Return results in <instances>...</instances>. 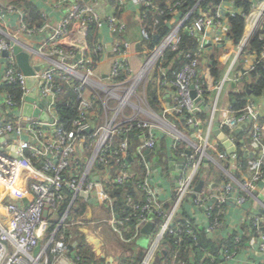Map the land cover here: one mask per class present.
Instances as JSON below:
<instances>
[{"label": "built area", "instance_id": "2783aa9c", "mask_svg": "<svg viewBox=\"0 0 264 264\" xmlns=\"http://www.w3.org/2000/svg\"><path fill=\"white\" fill-rule=\"evenodd\" d=\"M49 1L55 10L63 11L64 16L54 26L43 14L45 24L39 29L28 27L27 15L22 9L0 2V264H55L62 259L71 246L66 236L75 225L72 213L78 199L83 194L90 198L94 194L98 196L99 187L104 201L113 207L114 200L107 193L106 185L123 186L134 178L125 162L132 155L145 167V176L139 184L145 202L135 209L147 216L139 221L146 225L149 214L162 220L159 234L151 237L149 257L162 245L166 235L177 232L176 218L185 200L191 201L194 211H205L209 234L220 225H226V221H213L215 209H221L220 215L225 219L229 204L239 209L247 203L253 204V208L245 210V218L252 220L257 239L255 235L253 238L258 240L264 255V122L252 100H247L242 109L232 105L222 108L217 104L226 83L239 85L246 79L252 80L249 74L258 60L264 59V52L258 59L257 53L249 50L255 37L264 41V0H249L247 12L237 6L239 0H223L218 5L208 6L201 5V0L181 20L172 21L171 33L150 52L143 69L135 75V84L127 91L124 87L131 83L132 75L128 65L130 45L122 37L114 46L117 59L109 74V86L97 83L95 69L90 68L94 63L89 58L87 38L89 26L101 21L97 10L101 0ZM152 1L132 0L140 9L153 7ZM127 3L117 0L115 9L123 11ZM14 15L17 21L11 25L9 18ZM237 15L242 16L245 30L240 42L235 44L229 37L230 18ZM109 24L112 31L124 33L125 26L116 16L109 19ZM76 33L79 39L73 45L70 38ZM182 33L196 40L198 49L187 54L190 60L181 71L174 73V82H168L163 67L157 65L166 51H179ZM142 34L143 40L149 39L143 26ZM41 37L44 39L39 40ZM222 44L234 49V57L224 79L210 89L212 64L208 48ZM15 47L29 54L32 75L27 76L20 70L13 53ZM101 49L98 47L99 51ZM4 52L7 57L3 56ZM253 57L249 67L241 70L240 65ZM171 68L172 65L169 70ZM154 71L160 76L161 88L171 86L174 90L173 95L168 96L171 104L162 107L161 114L150 108L126 116L125 107L138 108L131 98L139 83L148 77V84ZM120 76L125 80L116 82ZM255 77L257 80L259 76ZM62 84L70 85L78 93V116L69 130L60 125L57 113L63 95ZM211 90L219 94L215 103L211 101L209 120L203 121L199 103L206 106L205 99L210 97ZM16 91L21 94L19 100ZM28 98L33 102H28ZM113 103H119L118 108ZM27 104L31 105L32 114L38 111L36 117L24 115ZM42 116H47L48 120H42ZM215 122L236 147L234 154H228L212 135ZM158 132L172 138L171 154L177 157L175 153H178L179 158L186 160L170 210H166L165 202L160 200L161 187L153 179L150 162L151 157L158 155ZM120 136L124 139L119 140ZM146 151H149L148 157ZM247 153L250 154L245 158ZM205 161L220 169L228 181L219 187L211 183L208 192L197 193L196 178L208 174L202 170ZM223 162L227 166L223 167ZM216 191L219 195L211 204ZM187 235L197 241L192 230H187ZM225 255L226 259L233 257L228 250Z\"/></svg>", "mask_w": 264, "mask_h": 264}, {"label": "crops", "instance_id": "0c3cea01", "mask_svg": "<svg viewBox=\"0 0 264 264\" xmlns=\"http://www.w3.org/2000/svg\"><path fill=\"white\" fill-rule=\"evenodd\" d=\"M10 1L11 0H0V2L4 4H9ZM30 1L40 9L42 15L44 14L48 17V20L52 25L56 26L58 23H60L61 18L64 16V12H58L55 10L49 0ZM86 1L88 2L89 0ZM116 1L117 0H101L97 8L101 17V21L98 23L97 28V43L102 49L100 61L95 69L94 80L103 86L110 85L109 74L111 73L114 62L117 59L116 55L114 54V46L116 45L117 40L121 37L130 45L128 65L133 76H135V72H138L136 75L140 73V71L143 69L144 63L150 56V51L147 50L146 46L143 45L142 26H144V23L140 16V8L134 5L132 0H126V2H128L126 9L123 11H117L115 9ZM114 16L117 17L119 23L125 26L124 33L119 34L111 30L109 19L114 18ZM16 21L17 16L15 15L9 18L11 25L15 24ZM77 38L79 39L76 33L70 38V43L73 45L76 44ZM43 39L44 38L41 37L39 40ZM208 51L210 56L215 59L216 69L221 72L220 80H218L219 82L222 78L224 79V76L228 72L235 51L231 47L224 46V44L219 46H211L208 48ZM254 59L255 57L249 61H244V64L240 65V69L246 70L250 63L254 61ZM231 77H233V75ZM152 80L154 81L153 84L155 93L158 97L160 107L164 108L167 103L171 104L170 100L172 99L168 98L174 93L172 87L169 86L166 88H161L159 85L160 76H156ZM248 80L249 79H246L242 84L239 85L235 83H226L219 95L217 101L218 106L226 108L231 105L232 95L242 92L243 86L250 85L252 83V80ZM218 82H216L215 79L211 77L210 89H213V87H215ZM218 94L219 93H217V91L213 90L212 92L211 90V101L214 100L215 103ZM255 103L259 108L261 117L264 119V97L255 101ZM208 107L209 110L207 112L208 117L210 118L212 107ZM156 137L158 140L163 141V151H161L158 146V155L150 158V162L154 170L153 179L161 187L160 200L165 203H171L173 201L174 191L179 181V179L173 178V175L177 174L179 166L175 164V161L170 160L172 151V138L164 137V134L160 132L156 133ZM163 138H166L165 142ZM212 139L213 141L216 140L213 137ZM186 148L187 152L189 150V146L187 145ZM175 154L178 158L181 157L178 153ZM221 165L225 167L227 166V163L223 162ZM216 170L222 172L218 168ZM209 190V187L206 190H204L203 187L202 192H208ZM218 195L219 193L216 191L215 196L210 201L211 204H213ZM136 196L138 198L143 197L142 193L137 191ZM235 196L236 195L234 194L233 198ZM79 200H82L83 202H80V204L76 206V214L74 219L75 225L71 228V233H69L70 237L68 241L71 247L66 255H64L62 259L56 261L55 264H142L144 260L147 261L146 264H190V262L194 264L196 258H194V256L189 251L188 254H186L187 258H184L179 252L173 254L170 246L165 244V242H163L162 245H158L152 257H149V255L146 254L142 262L136 260L134 256L137 252V249L134 250V248L138 247V241L140 239L142 229L147 224L153 223L155 226L153 234L155 233L157 236L160 232V224L162 221H158L155 216L149 214V221L146 225H141L139 221L138 225L131 226L127 224L129 222V218H120V215L114 211V207H110L96 194H94L92 198L85 197L81 199L79 198L78 201ZM130 203L132 204V202ZM81 204L85 205V212L83 214H80L83 206ZM228 206L226 218L224 219L223 217L222 220L223 223L226 221V225H220V228L217 231L209 234L210 239L225 238L234 232H237L238 230L240 231L241 229L246 228L245 223L249 221V217L245 218L244 212L245 210L253 208V204L247 203L243 209H239L233 204H229ZM193 208L195 207H189L188 209L191 216L194 214V218L201 229L208 228L209 222L205 217V211L203 209H196V211H198L196 212ZM133 209L136 211L135 207H133ZM182 215L183 212L181 210L179 212V216L176 218L175 224L178 226V230L177 232L173 233L174 235L182 233L180 223V216ZM152 217H154L158 222L154 223L151 219ZM243 220L245 221L243 222ZM248 232H250V230ZM156 236H154V239ZM79 245L82 246V259H80L78 256ZM225 251H227V249ZM225 251L222 252L223 262L221 264H264V255L260 252L258 240H255L253 237L248 241L247 245L239 247L238 249L235 248L232 252L228 250L233 254L231 259H226ZM205 257L207 259H211L209 254H205Z\"/></svg>", "mask_w": 264, "mask_h": 264}, {"label": "trees", "instance_id": "16d2710c", "mask_svg": "<svg viewBox=\"0 0 264 264\" xmlns=\"http://www.w3.org/2000/svg\"><path fill=\"white\" fill-rule=\"evenodd\" d=\"M201 0H153V7H143L140 9V16L143 20L144 26L148 32L149 39L143 40V45L146 46V49L150 52H154L160 44L168 37L173 28L172 21H179L183 16L188 14L193 7L197 5ZM223 0H202L201 5L208 6L218 5ZM249 0H239L237 1V6L245 8L247 12L249 9L248 6ZM10 4L22 9L27 15V24L30 29L32 28H41L45 24L44 18L40 9L34 5L30 0H11ZM178 4V5H177ZM177 5V6H176ZM230 33L229 37L234 41L235 44H238L243 36L245 30V23L242 16H233L230 18ZM97 28L98 23H93L89 26V34L87 38L88 46L90 49L89 58L93 61L94 65H91L90 68L96 69L97 64L100 61L101 51L98 50L99 44L97 43ZM182 42L179 47V51L172 52L171 50L166 51L163 58L159 61L158 67H168L167 80L168 82H174L175 75L174 73L182 70L184 65L190 60L187 58V54L195 53L198 49V42L182 33ZM250 52L257 53L258 59H261L262 53L264 52V41L260 40L259 37H255L251 40L249 45ZM212 64L210 67V75L216 82L220 80L221 72L216 69L215 59L210 57L209 60ZM172 65V68L169 70V67ZM241 67V66H240ZM152 79L158 76L157 72L154 71ZM252 78V83L250 85L243 86V90L240 93L233 94L231 97V105L233 108L242 109L247 100L257 101L264 97V59L263 61L258 60L255 65L254 71L249 74ZM259 76L256 80L255 76ZM150 80L147 85V102L149 107L158 114L163 112V109L160 107L158 97L155 93V88L153 80ZM125 77L120 76L115 81H124ZM206 85V83H205ZM61 89L63 95L59 100L57 105V113L60 117V125L65 129L69 130L71 128V123L78 116V93L70 85L62 84ZM21 94L16 91V98L19 100ZM205 104L211 106V99L208 96L205 99ZM200 118L203 121H208V112L203 111L200 114ZM173 120V119H171ZM261 121L264 122V119L261 118ZM89 136L88 134H85ZM241 137H239L240 139ZM124 139V136H120L119 140ZM222 153H225L221 149ZM133 154V152H132ZM240 159L242 154L239 153ZM127 166L134 173V178L127 181L123 186H116L111 183L106 185L107 193L114 200V211L120 215V218L126 219L129 218L127 224L131 226H136L139 223V220L143 216H147L146 213L141 212L140 210H134L133 207L140 206L145 202V194L139 190V184L141 183L143 177L145 176V167L140 159L135 158L134 155L125 160ZM244 162V161H243ZM111 165H114L110 162ZM116 166V165H115ZM104 168L103 166L101 167ZM203 171H206L207 177H201L199 175L196 178V184L198 185L201 181L204 182V190H206L211 183L215 184L217 187L227 182V177L222 173L216 170L215 166L209 164L202 168ZM116 175L112 173V178H115ZM136 191L142 193L143 197L138 198L136 196ZM66 193L70 196L69 192L66 190ZM131 199L132 204L129 202ZM175 198L171 203H165L164 208L170 210L173 205ZM83 202L82 200L78 201V204ZM83 205V204H81ZM80 205V206H81ZM189 207H192L190 200H185L182 205L183 215L181 217V230L182 233L168 234L165 237V244L169 245L172 253L179 252L184 258H187L188 251L196 258L194 264H221L223 262L222 252L226 249L229 251H234L235 248L243 247L247 245L248 241L254 237L256 234L253 229L252 220L250 219L245 223L246 228L238 230L233 234L225 238H216L210 239L207 228H200L197 224L194 214L191 216L189 213ZM222 208H226L223 206ZM76 211V210H75ZM73 211L72 216L76 212ZM85 212V205L82 206V211L80 214ZM198 212V211H196ZM221 209H215L212 212L213 221L223 220V215H220ZM195 213V212H194ZM179 216V215H178ZM162 221V220H161ZM186 230H192L195 234L197 241H193L186 233ZM250 230V232H248ZM247 231V232H246ZM71 231L68 232L66 239L70 237ZM131 234V233H130ZM131 236V235H129ZM237 239H239L237 241ZM257 239V238H256ZM82 246L78 247V256L80 259L83 257L81 252ZM186 249V250H185ZM205 254H209L211 259H207ZM186 255V256H185ZM190 264H193L190 262Z\"/></svg>", "mask_w": 264, "mask_h": 264}, {"label": "water", "instance_id": "95a60500", "mask_svg": "<svg viewBox=\"0 0 264 264\" xmlns=\"http://www.w3.org/2000/svg\"><path fill=\"white\" fill-rule=\"evenodd\" d=\"M13 53H14V55L16 57V60H17V63H18V66H19L20 70L27 76L32 75L33 71H32V69L30 67L29 54L27 52H25V51H22L19 47H15L14 50H13ZM3 56L7 57L8 55H7L6 52H4ZM40 68L41 67H38L37 69H40ZM195 98H196V96L193 95V99H195ZM27 101L32 103L33 99L32 98H28ZM196 103H199V99L196 100ZM203 104L204 103L200 102L199 103V107L203 111L207 112L209 110V107L208 106H204ZM24 115L25 116L34 115L36 117L38 115V111H36L34 114H32L31 105L27 104V106L24 109ZM42 120L47 121L48 117L47 116H42ZM243 128L245 129V126ZM241 132H242V128L237 130L238 134H240ZM212 135L221 143V145L223 146L224 149H226L228 154L231 155V154H234L236 152V147L234 146L232 141L223 132L220 131L218 123H216V122L213 125ZM162 145H163V141H159L158 146H159L161 151H163ZM189 153L190 152H188V154ZM249 154L248 153L245 154V158L248 157ZM145 155L148 157L149 151H146ZM170 160L171 161H175L177 163V165L179 166V170L177 171V174L173 175V178L179 179L181 177V174H182L183 170H184V167H185V164H186V160L183 159V158H176L173 153L171 154ZM208 164H209L208 161H205V166H208ZM203 187H204V182L201 181L197 185V187L195 189L196 192L200 193L202 191ZM97 193H98V197L100 199L104 200V198L101 195V189L99 187L97 188ZM81 197L85 198V197H89V196L83 194V195H81ZM262 197L263 196L261 195L260 196L261 200H263ZM151 219H152V221L154 223L158 222L154 217H152ZM154 228H155L154 224L153 223H149L142 229L141 236H140V239L138 241V247L134 248V250L137 249V252L135 253V256H134V258L136 260L142 262V260L146 256L147 251L150 248V241H151V237H152Z\"/></svg>", "mask_w": 264, "mask_h": 264}, {"label": "rangeland", "instance_id": "374dc122", "mask_svg": "<svg viewBox=\"0 0 264 264\" xmlns=\"http://www.w3.org/2000/svg\"><path fill=\"white\" fill-rule=\"evenodd\" d=\"M164 72L168 71V67L163 68ZM152 72V71H151ZM138 72H135L134 75H136ZM151 74V73H150ZM137 77L136 76H132L131 75V83L129 82L124 89L127 91L128 89H131L132 86L135 84ZM147 79L148 77L144 78L138 85V87L136 88V93L134 94V96L131 98V102L138 107L137 109H134L132 106H127L123 109V113H126V116H133L135 115V113H139L138 111H149L150 107L148 105L147 102ZM112 88V87H111ZM119 94L121 93V90H118ZM125 91V92H126ZM121 95H125V94H121ZM102 97V94L100 95ZM112 105L116 106V108H118L119 103H113ZM111 105V106H112ZM141 108V109H140ZM153 111V110H152ZM111 112V111H110ZM145 119H147V117L145 116ZM11 251V250H10Z\"/></svg>", "mask_w": 264, "mask_h": 264}, {"label": "bare ground", "instance_id": "6f19581e", "mask_svg": "<svg viewBox=\"0 0 264 264\" xmlns=\"http://www.w3.org/2000/svg\"><path fill=\"white\" fill-rule=\"evenodd\" d=\"M143 78V76H141L139 79H138V83L140 82V80Z\"/></svg>", "mask_w": 264, "mask_h": 264}, {"label": "clouds", "instance_id": "9594fccd", "mask_svg": "<svg viewBox=\"0 0 264 264\" xmlns=\"http://www.w3.org/2000/svg\"><path fill=\"white\" fill-rule=\"evenodd\" d=\"M207 106V105H206Z\"/></svg>", "mask_w": 264, "mask_h": 264}]
</instances>
